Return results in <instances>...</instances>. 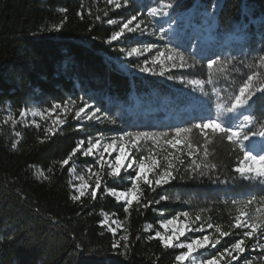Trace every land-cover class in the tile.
Masks as SVG:
<instances>
[{
	"label": "trees",
	"instance_id": "trees-1",
	"mask_svg": "<svg viewBox=\"0 0 264 264\" xmlns=\"http://www.w3.org/2000/svg\"><path fill=\"white\" fill-rule=\"evenodd\" d=\"M116 2L120 8L109 0H0V264H179L175 256L184 250L165 248L146 225L157 227L161 219L187 213L211 239L219 236L217 225L229 232L216 248L200 253L205 259L231 250L243 238L247 229L232 227L241 212L249 223L264 224V184L235 171L244 159L242 150L218 133L209 131L205 137L195 127L215 118L219 104L230 107L249 75L255 87L264 84V0ZM160 3L173 4L167 12L175 34L159 44L175 60L145 64L130 58V70L123 69L116 57L126 42H109L111 35L133 16L147 21L150 9ZM209 59H216L211 68ZM141 67L156 74L142 73ZM162 70L164 76L158 74ZM57 103L61 107L54 109ZM67 103L99 108L104 124L79 122L73 114L62 125L55 123ZM31 105L44 113L27 122L20 112ZM4 113L11 117L7 122ZM239 113L253 116L248 129L262 130L264 98L257 99L254 110ZM240 117L222 119L231 126ZM49 127L55 133L46 136ZM176 127L188 129L180 133L183 145L163 164L172 161L176 179L154 191L141 181L139 203L133 201L127 211L125 202L106 189H128L122 177L132 173L111 176L106 163L72 154L81 140L97 132L160 136L175 135ZM260 138L258 146L264 145ZM245 144L251 147L253 141ZM148 152L143 141L136 156ZM193 161L206 175L191 173ZM72 163L91 164L79 200L73 199L78 194L70 184ZM104 218L116 222V233L102 223ZM244 239L245 252L234 261L225 255L222 264H264V229Z\"/></svg>",
	"mask_w": 264,
	"mask_h": 264
},
{
	"label": "snow or ice",
	"instance_id": "snow-or-ice-1",
	"mask_svg": "<svg viewBox=\"0 0 264 264\" xmlns=\"http://www.w3.org/2000/svg\"><path fill=\"white\" fill-rule=\"evenodd\" d=\"M127 2V0H125ZM109 3H115L116 8H120L121 5L116 2V0H109ZM173 8V4L169 3L163 6V9L165 10H158L156 7H153L150 9V12L153 15H160L163 14L165 16L168 15V12L166 9ZM99 19V17H97ZM136 20V16H133L131 20H129L127 23L123 25L119 29V31L114 32L111 37L110 41H116L118 38L121 37L125 31L127 32H134L137 31L140 27L139 24L136 25L135 28L129 27V25L132 23V21ZM109 24H112L113 21L109 20ZM59 30V28H57ZM143 34V33H141ZM164 35H167V33H164ZM161 39H163V36H161ZM153 45L149 44L147 47L143 49V51L146 53L148 52ZM140 50L133 47L131 51L127 53L129 57L133 56V54H139ZM163 55V53H158L157 57L153 60V63L156 62V60L159 59V57ZM167 60L174 61L175 57L169 55L167 57ZM181 63L179 65L180 68L185 67V64L183 62V56H180ZM262 60H264V57H262ZM145 64L148 63V61H144ZM161 64H163V61H160ZM216 63V59H209L207 61L208 68H211L213 64ZM127 67V65H125ZM173 68H176L177 65L175 63L172 64ZM142 73H151V70L148 67H141L138 69ZM156 74V73H151ZM161 76L165 75V72L162 70L158 73ZM168 79H172L171 76L167 77ZM183 82V81H182ZM193 84H200L201 81L194 80L192 81ZM264 98V84H262L260 87H255L253 84V76L249 75L247 77V81L243 83L241 87H239V94L235 95L234 100L231 101V106L226 107L224 105H218V107L221 109V111L217 114L215 118H209L205 119L203 123H197L195 124V127L200 130V132L207 137L209 134V131L212 133H218L226 138L228 142H231L235 145H237L243 152V161L241 165L237 166L235 171L240 174L241 177L245 179H255L258 180L259 183L264 184V145L257 146L253 144L251 148L248 147V145L245 144L246 141H250L254 137H264V124H262L260 131H251L247 128V125H250L253 123V116L252 115H242L240 119L234 123L231 126H228L224 121L223 117L227 114H233L238 115L240 110L252 108L255 109V105L257 103V99ZM60 104H55V108H60ZM92 108L91 105L85 103L84 107H81L78 112H76V117L81 119H96L97 121L100 120V117L96 115V113L100 112L99 108H95L92 111H86V109ZM83 114V117L82 115ZM26 113L24 111L20 112V116L24 117ZM55 123L63 124V120H57ZM115 123V121H113ZM39 127V125H37ZM188 129H184L181 127L175 128V134L176 137H179L180 133L187 131ZM55 129L53 127H49L45 131V135L54 134ZM125 137H128L129 140H125ZM144 139H155V136L148 133V132H124L119 137V144H117V140L113 139L111 143H105L103 144V152H100V160L99 163H108L109 167L111 169V172L109 175L111 176H119L121 173V170L123 169L125 172L132 170L134 172V175L129 177L131 187L125 191H115L113 190L111 192V195L115 197L117 201H124L125 202V211H127V206L131 205L133 201H137L139 203V197L142 192V189L140 188V182L142 181L145 185H147L150 189L153 191L155 190V187H162L164 185H167L171 183L172 180L176 179V176L173 175L174 166L172 161H168L166 167L161 169V165L159 162L150 157H141L139 160H137L134 156L129 155L127 151V146L129 141L132 143L133 146H136L141 140ZM167 143L171 144L173 148H176L178 145L182 143L180 139H173L171 141H167ZM15 147V145H13ZM83 141L78 143L75 148L72 149V154H75L78 150H82ZM101 147V140L96 139L95 143H91V140L89 141V146L86 150H83V155L85 156H91L94 154V150H99ZM258 148V150H257ZM189 151L188 156L192 157L194 155V152L191 150V145L189 144ZM113 151H116L118 154L115 156L114 162H107L104 160V153L107 152L109 155ZM207 155V152L205 153ZM71 159V155L69 156V159H66L63 161V164L67 165L69 163V160ZM127 161V163H125ZM180 163H183V161H180ZM213 168H215V165H212ZM191 173H198L199 175L203 176L206 175L204 171L201 170V165L197 164L193 161V166L191 169ZM41 175H43L41 173ZM151 177H155L153 180ZM190 178L195 179V175H190ZM215 182V181H214ZM100 187V179L97 178L96 181V188ZM96 189H93L91 191V196L93 198L96 197ZM85 195L84 187L82 186L79 190V195H76L73 197L74 200H79L82 196ZM161 199H166V197H161ZM255 199V197H253ZM153 201H148L147 204H144L143 207L147 208L150 204H152ZM155 203H159V201H155ZM251 203V201H249ZM185 217H187V213H184ZM245 213L241 212L239 216L235 218V223L232 225L233 228H241V229H247L243 231V238L236 240L234 244H232L231 250L229 248H224L223 252L218 253L215 256H212L210 259L207 260H201L200 264H220V261L224 259L225 255L231 258V260H237L240 253L245 252V248L243 245L245 244L244 238H252L254 233L257 232L258 229H264V224H259L256 222L249 223L247 219H244ZM176 220V217H173L172 219L165 222V227L167 225H171ZM196 220L199 221L200 217L197 216ZM102 223H104L102 221ZM115 223V221H113ZM151 227V226H149ZM208 229L213 228L212 224L207 225ZM215 230L217 233H219V236L216 239H210L209 235H202L197 236L194 239H191L189 242L182 243L180 241V237H184L187 235L188 232H205L206 229L203 224L200 225L199 228L197 227H191V226H179L177 228H174L172 230L171 235H162L159 231L155 233V237L159 238L161 243L165 248H171V247H177L181 249H186L185 251H181L178 255L175 256V260L179 262V264H184L185 261H190L191 264H196L197 254L201 253L202 250L206 251L208 249H214L216 246L220 243V239L226 236H229L230 233L227 231H221L220 227L217 225L215 227ZM111 231L113 233L117 232L116 228H112ZM150 239L152 237H149ZM123 239L127 241L128 237L124 236ZM115 246V245H114ZM264 247V246H262ZM233 252L236 253V255H233Z\"/></svg>",
	"mask_w": 264,
	"mask_h": 264
},
{
	"label": "rangeland",
	"instance_id": "rangeland-1",
	"mask_svg": "<svg viewBox=\"0 0 264 264\" xmlns=\"http://www.w3.org/2000/svg\"><path fill=\"white\" fill-rule=\"evenodd\" d=\"M164 5H166V4L160 3L158 6H154V7H156L158 10H165V9H163ZM166 11H167V9H166ZM182 17L186 18L187 15L183 14ZM129 20H131V19H128L126 21H121V23L118 25V29L116 31H119V29L121 27H123V25L125 23H127ZM137 24L140 25V27L137 31H134V32L125 31V33H123L121 35V37L117 39V41H119L121 43L126 42V46L120 48V55H118L116 57V63L120 67H122L123 69L130 70L129 65H128L130 58L137 59V60L140 59L142 62L148 61V62L153 63V60L157 57L158 53H163V55H161L159 57V59L156 60V62H160L161 60L169 62V60H167L168 53L165 50L164 46L160 45L159 42L167 41L169 37L174 36V34H175V25H174L175 22L171 21L169 19L168 15L167 16H165L163 14L153 15L150 12V19H148L147 21L134 20L129 25V27L135 28ZM141 33H143V34H141ZM164 33H167V35H164ZM161 36H163V39H161ZM149 44L153 45V47L148 52L145 53L143 51V49L145 47H147ZM133 47L139 49L140 52H139V54H133V56L129 57L127 55V53L129 51H131V49ZM125 65H127V67H125ZM81 107H84V105L79 106V105H76L75 103H67L63 109V112L61 113V115L63 117H61L60 119L57 118L56 120H58V119L62 120L64 118L70 116L71 114H73V118L75 120H78L79 122H84V123L91 124L92 126H100V127L104 124V119H102V117L98 113H96V115L100 117L99 121H97L96 119L77 118L76 112H78ZM218 109H219V107H217L215 109V111H217ZM53 110L54 109L48 110V112L53 113L54 112ZM92 110H94V109L93 108L86 109V111H92ZM22 111H24L26 113V115L22 118L25 119L27 122H31V121L33 122L36 118L40 117L44 113L40 108H38L35 105H31ZM1 115H2L3 122H7L8 120L11 119V117L8 113H4ZM81 115L83 117V114H81ZM239 115L242 116V113L241 114L239 113ZM248 126L249 125H247V127ZM119 137L120 136H111V135H106L105 133L97 132L93 135L88 136L86 139L81 140V141H83L82 150H78L77 153H79V156L81 158L92 159L93 162L99 163L98 162L100 160L99 154H100V152H103V144L111 143L113 139H116L117 144H119V142H120ZM96 139L101 140V147L99 148V150H94V154L91 156L83 155V150L87 149V147L89 146V141L91 140V143H95ZM173 139H180L181 141L183 140L181 134L179 135V137H176V134H175V135L155 136V139H144V140H141L136 146H133L132 143L129 141L128 146H127V151L129 153V155L134 156L137 160H139L141 157L154 158L161 165V169H163L164 168L163 164L166 163V160L164 158H166V159L174 158L180 152V149L183 145V141H182V143L180 145H178L176 148H173L171 146V144L167 143V141H171ZM125 140H129V138L125 137ZM143 141L148 142L149 152L145 155H141L140 157H137L136 154L138 153V151L143 146ZM252 141H253V144H255V145H257L256 144L257 142H261L263 144V142L261 141V138H252ZM248 147L251 148L252 146L251 147L248 146ZM257 150H258V148H257ZM160 153L166 154V157L161 156ZM117 154L118 153L116 151H113L111 153V155H109V153L105 152L104 153V160L107 162H114L115 156ZM242 161L239 163V165H241ZM125 163H127V161ZM106 166H107L109 173H110L111 169L109 167V164L106 163ZM90 167H91V164L72 163V165H71V168H70V184H71L72 188L75 190L76 194H78V195H79V190L82 186L84 187V191L87 188V184L85 182V175L89 172ZM121 172L132 173V175H134V172L132 170L125 172L122 169ZM132 175L122 177V178L125 179L126 181H129V183H130L129 177ZM130 187H131V183H130V186L128 187V189ZM113 190L122 191V190L108 189L107 188L106 193L111 195V192ZM112 197H114V196H112ZM120 202H124V201H120ZM172 218L173 217L164 218V219L159 220L157 222V227H152L151 225H146L145 230L146 231L154 230L155 233L157 231H159L162 235H171L172 230L174 228L179 227V226H191V227H197V228L200 227L192 219H190L188 216L185 217V215L176 216V220L174 221V223L171 225H167V227H165V222L172 219ZM113 221L110 220V218H104L103 224H105L111 230L112 228H115V226H116V222L113 223ZM149 226H151V227H149ZM202 235H209V234L205 233V232H203V233H201V232H188L186 236L180 237L179 242L186 243V242H189L191 239H194L197 236H202ZM210 239H211V237H210ZM179 249H181V248H179ZM183 250L185 251L186 249H183ZM203 251L204 250H202V252ZM207 259H210V258L203 259L202 256L200 255V253H198L197 259H196V264H200L201 260H207ZM224 259H225V257H224ZM223 260L220 261V264H222ZM184 264H191V262L185 261Z\"/></svg>",
	"mask_w": 264,
	"mask_h": 264
},
{
	"label": "built area",
	"instance_id": "built-area-1",
	"mask_svg": "<svg viewBox=\"0 0 264 264\" xmlns=\"http://www.w3.org/2000/svg\"><path fill=\"white\" fill-rule=\"evenodd\" d=\"M215 94H217L216 91H215Z\"/></svg>",
	"mask_w": 264,
	"mask_h": 264
}]
</instances>
